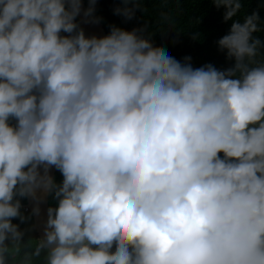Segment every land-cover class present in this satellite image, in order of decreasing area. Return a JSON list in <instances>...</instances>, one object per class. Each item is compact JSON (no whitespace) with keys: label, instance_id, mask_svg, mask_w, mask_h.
Returning a JSON list of instances; mask_svg holds the SVG:
<instances>
[{"label":"clouds","instance_id":"9594fccd","mask_svg":"<svg viewBox=\"0 0 264 264\" xmlns=\"http://www.w3.org/2000/svg\"><path fill=\"white\" fill-rule=\"evenodd\" d=\"M98 2L0 0V264H264L259 11L211 0L232 21L219 70L144 28L87 36ZM118 2L132 20L145 0Z\"/></svg>","mask_w":264,"mask_h":264},{"label":"trees","instance_id":"16d2710c","mask_svg":"<svg viewBox=\"0 0 264 264\" xmlns=\"http://www.w3.org/2000/svg\"><path fill=\"white\" fill-rule=\"evenodd\" d=\"M85 3L88 7L87 0ZM117 7H123L118 0H99L96 5L95 16L101 18L107 35L113 25L127 31L144 28L146 30L141 35L149 38L154 47L165 48L170 56L181 63H184L185 57H191L194 68L212 64L219 70H226L234 65L235 61L229 60L226 51L218 47V41L229 33L232 21L225 22V9H218L211 0H145L132 20L116 15L114 10ZM244 10L247 14L259 11L264 22V0H251L245 3ZM261 27L264 28V23ZM256 35L264 40V31ZM194 36L198 38L194 39ZM54 178L57 183H62L63 176L58 170ZM25 203L26 200H22L23 206ZM56 204V200L48 196V206ZM21 211L25 215L30 213L23 207ZM13 223L20 224V221L15 219ZM20 227L22 230L32 229L25 236V242L29 238L38 239L33 229V219L20 224Z\"/></svg>","mask_w":264,"mask_h":264},{"label":"water","instance_id":"95a60500","mask_svg":"<svg viewBox=\"0 0 264 264\" xmlns=\"http://www.w3.org/2000/svg\"><path fill=\"white\" fill-rule=\"evenodd\" d=\"M83 8L87 9L86 3L83 4ZM83 15L81 14L80 17H78L79 21H83ZM81 26L85 29L87 36L96 35L98 37L106 36L107 34L104 32L102 23H82ZM56 172V169L53 168L51 170V175L54 177V174ZM25 209H27L30 213L32 211V208L34 207V203L30 200H26L25 205L23 206ZM41 207V213L39 216L33 217V225L34 230L38 236V239L43 238L44 235V227L46 225L47 221V209H48V196L46 197L45 201L40 205Z\"/></svg>","mask_w":264,"mask_h":264}]
</instances>
